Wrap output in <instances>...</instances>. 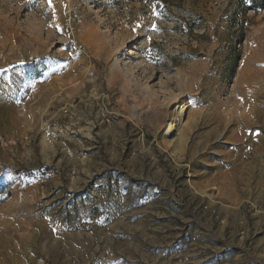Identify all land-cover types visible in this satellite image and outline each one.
<instances>
[{"label":"rangeland","instance_id":"374dc122","mask_svg":"<svg viewBox=\"0 0 264 264\" xmlns=\"http://www.w3.org/2000/svg\"><path fill=\"white\" fill-rule=\"evenodd\" d=\"M91 89L111 94L114 122L87 103L63 115ZM119 127L126 141L114 143ZM170 154L190 165L189 180ZM128 164L143 181L116 200L108 174ZM263 254L264 9L0 0V264H253Z\"/></svg>","mask_w":264,"mask_h":264},{"label":"built area","instance_id":"2783aa9c","mask_svg":"<svg viewBox=\"0 0 264 264\" xmlns=\"http://www.w3.org/2000/svg\"><path fill=\"white\" fill-rule=\"evenodd\" d=\"M75 48L81 49V46H77L76 43L74 44ZM80 103H87L91 104V106L95 109V112L97 114V117L101 123H110L114 122L116 118L118 117V114L115 111V108L113 107V100L112 96L109 92L105 90H99V89H91L84 97L79 98L78 100L73 99L71 102H69L66 106L63 108V115L65 117H68L69 119H72L75 117L74 113H72L71 108L77 106ZM137 128V136L136 140L138 142V145H140L142 148L144 147L145 141H144V130L142 126H136ZM28 137H23L19 141H27ZM134 152H137V150H134ZM141 152V151H139ZM169 157L173 161L175 165L176 171L185 170L186 177L190 178V165L185 164L183 162L178 161L177 156L175 154H170ZM73 174V172H72ZM43 182V181H42ZM204 209L209 211L210 216L214 217L215 219L218 218L216 212L214 209H211V207L204 206ZM216 214V215H215ZM236 239L238 242V245H243L245 242H248V234L246 231L241 230L237 233ZM249 243V242H248ZM255 255V254H253ZM253 264H264V254L261 256L260 259L255 258L253 256H250Z\"/></svg>","mask_w":264,"mask_h":264},{"label":"crops","instance_id":"0c3cea01","mask_svg":"<svg viewBox=\"0 0 264 264\" xmlns=\"http://www.w3.org/2000/svg\"><path fill=\"white\" fill-rule=\"evenodd\" d=\"M121 124H118V126H120ZM121 127H124V124L121 125ZM121 127H119V129L115 132H122L123 134L126 132L125 130L120 131V129H122ZM110 132V137L112 138V142H123L126 141V139H124L125 135H121L122 133H120L119 135H117V133L113 132V131H108ZM124 146L121 145L115 149H111L110 151V157H112V159H114V162L118 161L119 159L122 158V156H124L125 154V150H124ZM126 157V154H125ZM140 157V156H139ZM136 161L138 158H134ZM130 164V163H129ZM129 164L126 165V167L124 169H122L121 167H115L113 172H109V176H108V183L109 186L112 187V191L115 194V199L116 200H120V199H127L128 196V192L130 191V189L132 188V186L134 185L135 181H139L138 183L140 184V181L142 179V177L139 178H134V174H133V170L132 168L130 170H128ZM158 169V168H157ZM157 171H160L159 169ZM158 173V172H157ZM156 173L155 176H152L153 178L151 179V185H155L157 187V185L159 184L158 181V174ZM105 180L104 178L99 179L98 181L101 180ZM85 182V179L83 180H79L77 183V189H80L83 187ZM145 186V183H144ZM76 187V186H75ZM79 199V198H78ZM81 199V198H80ZM86 197H84L82 200H85Z\"/></svg>","mask_w":264,"mask_h":264},{"label":"trees","instance_id":"16d2710c","mask_svg":"<svg viewBox=\"0 0 264 264\" xmlns=\"http://www.w3.org/2000/svg\"><path fill=\"white\" fill-rule=\"evenodd\" d=\"M254 8L264 9V0H251Z\"/></svg>","mask_w":264,"mask_h":264},{"label":"bare ground","instance_id":"6f19581e","mask_svg":"<svg viewBox=\"0 0 264 264\" xmlns=\"http://www.w3.org/2000/svg\"><path fill=\"white\" fill-rule=\"evenodd\" d=\"M174 130H173V128H170L168 125H167V127L164 129V135H166V134H171V133H174L173 132ZM173 135V134H172ZM176 135V134H175Z\"/></svg>","mask_w":264,"mask_h":264}]
</instances>
